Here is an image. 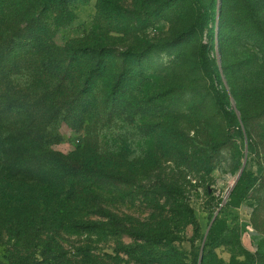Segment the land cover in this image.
<instances>
[{
	"label": "trees",
	"instance_id": "16d2710c",
	"mask_svg": "<svg viewBox=\"0 0 264 264\" xmlns=\"http://www.w3.org/2000/svg\"><path fill=\"white\" fill-rule=\"evenodd\" d=\"M90 1L0 0V264H107L80 246L71 261L70 238L84 233L112 238L117 258L124 254L134 264H201L218 223L203 249L191 245L185 261L175 220L182 215L194 238L199 225L189 204L179 203V186L161 184L156 191L173 204L172 215L155 225L117 214L105 200L148 197L142 181L166 158L209 164L210 172L231 131L243 136L241 123L252 145L253 132L264 133V0H220L218 8L217 0H133L131 10L123 0H97L91 35L57 45L72 8ZM160 23L171 25L164 39H143L123 51L109 43L110 31L129 35ZM205 31L212 43L217 38L237 109L223 99L228 94L219 86ZM217 117L224 138L207 137L206 148L179 127L185 119L209 125ZM63 119L84 129L83 155L53 149L49 128ZM244 178L245 171L234 193ZM257 206L264 213V202ZM253 226L262 233L264 216L253 217ZM241 254L242 261L233 255L216 264H264L262 247Z\"/></svg>",
	"mask_w": 264,
	"mask_h": 264
},
{
	"label": "rangeland",
	"instance_id": "374dc122",
	"mask_svg": "<svg viewBox=\"0 0 264 264\" xmlns=\"http://www.w3.org/2000/svg\"><path fill=\"white\" fill-rule=\"evenodd\" d=\"M218 3H220V0H217V8ZM96 4L97 0H91L86 4L73 7V20L59 28L55 36V43L62 45L73 38L90 36L97 10ZM122 5L129 8V10L135 8L133 0H123ZM170 27L171 25L168 23H160L142 32L134 31L132 34L124 35L110 31L107 36L109 37V43L115 50L123 51L129 46H140L143 39H164L169 35ZM208 28L214 29L216 33L217 28L214 24L209 25ZM207 33L208 31L204 33V42L212 45L211 57L215 61L217 72L221 77L219 86L221 89H225L228 94V97L223 99L227 105L229 104L230 108H236V101L231 93V86H229L227 75L223 71L217 38L214 37L212 43ZM131 36H135V38ZM193 45L194 39L188 41L185 51L187 59ZM164 57L167 58V55H164ZM179 76L180 74L176 72L172 74L174 79ZM237 76L242 79L243 73H237ZM255 76H257V72ZM186 102L188 103L189 101ZM251 105L250 103L248 109L253 108ZM214 113L216 111L213 110L210 115H214ZM237 115L239 116L238 112ZM220 118H215L209 125L204 123L199 125L194 120L185 119L180 123L179 127L186 135L193 138L199 147L206 148L207 146L204 142L207 137L224 138L223 130L220 126ZM70 121L69 119H63L50 126L49 133L52 147L66 156L83 155L85 149L84 129L80 128L78 121L75 123L72 121L73 124ZM216 122H218L217 126L215 125ZM239 127L243 136L236 131H231L230 138L227 141L229 143L228 148L226 147L218 153L214 169L210 172H207L206 168H204L208 167L209 164L199 166L183 160L175 161L171 160V158H166L161 160L158 167L149 172L148 178L142 181V185L145 186V190L149 194L148 197L140 192L124 199L108 196L107 200H105L106 205L119 215L129 216L136 221L155 225L160 220V216L172 215L169 214V210L172 209L171 204H173L171 199L167 201L164 197L158 195L156 191L161 184L179 186L183 193L178 200L179 203L189 204L199 225L198 238H194L193 226L188 224L182 215L177 216L175 220L176 224L173 226V230L178 237V245L187 258L185 261H190L192 244H194L195 248L200 247L203 249L209 229L215 222L218 223V232L216 230L209 238V246L206 247L204 254H200L199 263L216 264L220 260L228 262L233 255L242 261L244 260V256L241 254L242 250L251 254H255L260 247L264 250V229L263 232L261 231L262 233H257L253 226V217L262 220L264 216L263 211H261L263 206H257L258 203L264 202V187L260 186L264 180V154L262 152L264 133L260 132L256 135L254 131L252 145L245 131V125L241 123ZM107 142V140H102L100 144H102V147L109 149L110 146ZM249 144L252 145L251 150L249 149ZM201 157L202 153L198 155V158ZM242 168L246 173V178L243 179L238 190L234 193V189L242 174H240ZM248 185L249 187H247ZM123 241L125 243L132 242L128 237H124ZM68 244L67 247L71 248L69 252L72 256L70 257L71 261L75 260L77 262L79 256H77L76 247L80 246L86 247L91 253L100 256L107 264H134L124 254H120L119 258H117L118 256L116 255L118 254H115L113 250L115 242L112 238H102L94 234L88 235L84 233L70 238V243ZM6 248L7 246L4 245V252L5 250L7 251ZM106 254L111 255L112 259L115 258L119 261L115 260L113 262L112 259L105 257ZM0 258L4 261L3 255L1 256L0 254ZM46 264L56 263L47 262Z\"/></svg>",
	"mask_w": 264,
	"mask_h": 264
},
{
	"label": "water",
	"instance_id": "95a60500",
	"mask_svg": "<svg viewBox=\"0 0 264 264\" xmlns=\"http://www.w3.org/2000/svg\"><path fill=\"white\" fill-rule=\"evenodd\" d=\"M242 171H243V168H242V170H241L240 174L242 173ZM239 176H240V175H239Z\"/></svg>",
	"mask_w": 264,
	"mask_h": 264
}]
</instances>
